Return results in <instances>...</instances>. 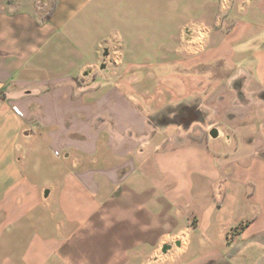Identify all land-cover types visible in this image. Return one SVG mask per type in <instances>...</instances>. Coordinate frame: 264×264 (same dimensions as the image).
<instances>
[{
    "label": "crops",
    "instance_id": "crops-1",
    "mask_svg": "<svg viewBox=\"0 0 264 264\" xmlns=\"http://www.w3.org/2000/svg\"><path fill=\"white\" fill-rule=\"evenodd\" d=\"M0 264H264V0H0Z\"/></svg>",
    "mask_w": 264,
    "mask_h": 264
},
{
    "label": "water",
    "instance_id": "water-1",
    "mask_svg": "<svg viewBox=\"0 0 264 264\" xmlns=\"http://www.w3.org/2000/svg\"><path fill=\"white\" fill-rule=\"evenodd\" d=\"M210 135H212L213 137H215L217 135V130L216 129H212L210 131Z\"/></svg>",
    "mask_w": 264,
    "mask_h": 264
},
{
    "label": "trees",
    "instance_id": "trees-1",
    "mask_svg": "<svg viewBox=\"0 0 264 264\" xmlns=\"http://www.w3.org/2000/svg\"><path fill=\"white\" fill-rule=\"evenodd\" d=\"M53 9H54V6L51 8V10L49 11V13L46 15V17L44 19H48L50 17Z\"/></svg>",
    "mask_w": 264,
    "mask_h": 264
},
{
    "label": "built area",
    "instance_id": "built-area-1",
    "mask_svg": "<svg viewBox=\"0 0 264 264\" xmlns=\"http://www.w3.org/2000/svg\"><path fill=\"white\" fill-rule=\"evenodd\" d=\"M221 16H219V18H220Z\"/></svg>",
    "mask_w": 264,
    "mask_h": 264
}]
</instances>
